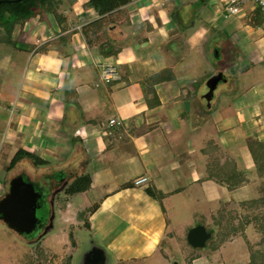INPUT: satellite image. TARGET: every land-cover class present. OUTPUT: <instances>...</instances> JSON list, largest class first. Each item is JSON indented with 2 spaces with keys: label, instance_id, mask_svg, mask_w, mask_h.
I'll use <instances>...</instances> for the list:
<instances>
[{
  "label": "crops",
  "instance_id": "1",
  "mask_svg": "<svg viewBox=\"0 0 264 264\" xmlns=\"http://www.w3.org/2000/svg\"><path fill=\"white\" fill-rule=\"evenodd\" d=\"M135 2L131 0L125 6L135 5L129 15L125 14L124 30L105 26L113 30L114 38L126 32L141 34L144 17L149 20L148 13L159 10L165 0ZM84 4L80 8L83 14L84 9H89ZM105 16L98 15L95 20ZM85 21L80 24L83 28L89 23ZM41 24L45 28L41 32L44 36L39 35L42 44H36L38 40L30 28L17 39L34 47L32 52L19 50L25 58L17 83L2 85L0 81V109L10 112L6 123L8 140L4 143L8 162L20 149L46 161L50 168H60L55 166L59 162L63 167L70 165L73 172L88 168L90 188L78 195L92 190L103 195L87 213L85 227L105 240L106 250L117 261L167 258L162 248L170 247L172 242L181 244L183 228L188 245V231L200 225L206 232L224 235L227 231L238 237L222 241L207 256L195 254L190 264H225L227 247H234L241 255L239 263L247 264L245 249L249 242L256 241L254 227L257 229L258 224L248 222L246 216L250 214L252 219L254 213H264V175L257 173L246 143L248 139L264 142V82L247 89L244 99L228 101L221 109L215 107L218 102L213 93L217 86L210 98L203 96L206 105L202 100L193 105L187 99L190 86L181 85L177 77L179 63L164 68L167 65L161 58L140 60L134 53L122 55L118 46H107L112 37L103 35L101 41L92 28L81 33L69 24H58L56 19ZM154 27L147 26L148 32L140 36L149 37L143 47L150 41L157 43L155 39L159 37L150 32ZM77 36L84 50L100 58L98 61L89 56L93 60L89 71L96 72L100 80L99 65L109 64L118 79L110 83L100 80L101 85H97L96 78L94 82L82 70L86 54L81 48H72ZM263 42L258 38L254 43L260 47ZM141 44L135 41V45ZM110 51L111 56L104 55ZM247 58L262 59L257 52ZM242 63L241 70L235 66L232 77L225 76L239 84V78L255 71V66ZM135 64L149 72L136 77L132 67ZM79 70L80 76L75 73ZM163 70L170 71L166 74L170 80L150 81ZM229 85V90L237 89L235 84ZM202 104L203 114L199 111ZM112 119L120 126H110ZM212 167L214 170H210ZM140 179L145 181L135 185ZM210 234L212 240L213 232Z\"/></svg>",
  "mask_w": 264,
  "mask_h": 264
},
{
  "label": "rangeland",
  "instance_id": "2",
  "mask_svg": "<svg viewBox=\"0 0 264 264\" xmlns=\"http://www.w3.org/2000/svg\"><path fill=\"white\" fill-rule=\"evenodd\" d=\"M57 1L59 4L54 10L55 15L41 10L42 13L38 11L39 13L32 17V20L27 21V25L24 24L18 28L19 24H16L14 26V30L16 31L14 32L13 30L10 35L12 42H7L9 38H6V31H8L14 19L9 13L3 15L0 23L2 24V28H0V81L2 85L6 82L13 85L17 83L18 71L22 68L20 65H23L21 63L24 62L25 58L24 53H19V50L34 51L33 45L27 46L21 44L17 39L21 38L24 32L30 28L31 31L35 29L34 32L32 31V34L36 35V39L38 40L36 44H42L39 35H43L41 32L45 28L41 23L43 21L46 23V20L54 21L56 15L63 19L62 24H69L74 30L81 31V33L83 31L88 33V31L94 29L97 30L96 35L100 37L103 35L106 38L112 37V39L107 40V46L110 48L118 46L122 55L134 53V55L140 57V60L151 59L159 61V58H161L160 60H164L163 62L167 65L164 68H169L179 63L176 74L181 85L190 86L191 95L187 99L191 100L190 102H193V105L199 103L200 100H202L201 103L206 105L205 98L207 96L205 98L203 96L207 95V91L211 90V85L209 86L208 82L218 73H222V79L218 82L217 88L213 93L214 100L218 102L215 106L217 109H221L228 101L244 99L247 89L260 82H264V42L260 47L254 43L258 38L264 40V23L259 10L255 8L251 1H248L241 7L242 13L246 15L245 17L232 16L224 18L221 9L217 7L218 0H165L161 6L159 5L161 7L159 10L148 13L150 15L149 20L144 17L142 20L144 31L141 34L126 32V35L118 34L120 37L118 36L117 38H114V35H112L113 30L109 27L105 28V26L108 24L111 26L115 25L120 30H124L123 27L126 26L127 20L125 14L129 15L135 5L129 6V8L128 6L125 7L126 5L122 6L119 10L96 21L95 19H97L98 15L94 10L84 9V14L80 10L82 4L86 3L87 0ZM132 1L138 2L139 0ZM15 4L6 3V6H3L2 9L12 10L16 8ZM84 20L89 23L83 28L80 24ZM146 25L151 27L156 26L150 32L155 33L159 38L155 39L157 41L156 44L150 41L149 46L143 47V45L148 43L149 39V37L148 39L140 37L145 36L146 32H148ZM77 26L78 28H75ZM87 28L92 29L87 31ZM100 31L101 33L104 32V34H101ZM162 32H164V36ZM91 37H94V35H90ZM100 37L99 39L102 41L103 37ZM4 38H6L5 41H3ZM135 41H142L141 46L135 45ZM81 43L82 41L80 42L78 37L76 45L72 48H81L86 54L85 57L83 56L86 63L84 62L82 70H86L89 77L94 78V82L96 78L97 85H101L100 80L102 79L99 80L96 72L89 71L93 67L88 68L89 65H92L91 62L93 61L89 56H95L94 59H98V61H100V58L97 55L88 53V50H84L85 47ZM218 52L219 56L217 55ZM254 52H257L262 59L247 58V56L252 55ZM6 56L10 58L8 61H6ZM11 57H13L12 60ZM241 61L245 62L249 67L255 66L256 69L255 71H249L248 76L239 78L240 82L238 84L234 82L233 78L229 77H232L231 72L235 71L236 65H238V69L236 70L242 69L243 63ZM132 67L136 72V77L139 78L146 71L147 73L149 72L148 69L141 68L138 64ZM99 69L100 73L98 75L101 78L100 65ZM117 70L121 71V68ZM75 73H78L77 75L80 76L81 71L79 70V72L76 71ZM226 74H229V77H226ZM84 77L85 75L83 74L80 78L84 79ZM232 83L237 86L238 90L228 89L227 86L229 84L231 86ZM192 92H195V94ZM203 104L202 108H199L201 113L205 109ZM9 114V110L0 109V199L7 192L10 179L18 174H25L33 180H41L48 174H54L55 181L66 177L67 183L60 190L59 194L55 195L54 192L50 194V199L52 198L53 200L51 224L48 226L49 228L47 227V230L45 229L35 239L25 240L0 222V264H190V259L195 254L207 256L209 251L222 241L238 237L235 233L228 235L227 231L224 232V235H217L212 231V240L209 239L204 248H192L184 241V231L186 228H183L179 236L182 241L181 244L174 245L172 242L169 243L170 247L162 248L163 254L167 258L160 256L163 259L159 258L160 261H156L158 260L157 258L137 262L117 261L106 250L105 240L101 239L95 232H89L84 226V221L88 217L87 213L98 203L103 192L92 190L88 194L76 195L74 197L65 194V189L74 178L80 175H89L88 172L90 170L87 168L88 165L85 172H73L70 171L72 170L70 165L63 167L59 165L60 162L55 165L60 168H50L46 165L35 167L30 160L25 159L19 162L13 169H7L9 166V156H7L8 153L5 150L4 143L8 140L6 129L8 127H6V123ZM12 126H10L11 129ZM51 184L54 185V182ZM111 188L115 189L116 187L113 186ZM106 191L104 190V192ZM85 207H87V210L83 209ZM79 213L83 214L81 220L77 217ZM257 216V213H254V218L252 219L250 218V214L246 216L248 222H252L254 225L258 224L257 229L256 226L254 227L257 233L256 241L249 242L245 249L247 264L250 262V254L253 251L264 253L263 234L259 230L260 225H264V220L259 218L260 214ZM178 225L179 223L175 224V227L178 228ZM209 227L212 228V225ZM208 232L210 233V231ZM224 252L226 253L225 264H240L241 255L238 251L234 250V247H227ZM93 254L100 255L99 259L95 260L92 257ZM158 254L162 255L161 252Z\"/></svg>",
  "mask_w": 264,
  "mask_h": 264
},
{
  "label": "trees",
  "instance_id": "3",
  "mask_svg": "<svg viewBox=\"0 0 264 264\" xmlns=\"http://www.w3.org/2000/svg\"><path fill=\"white\" fill-rule=\"evenodd\" d=\"M130 2L131 0H87L84 6L85 8L94 10L99 16H105L119 10L122 6H125ZM11 4H15L16 8L12 10L2 9L3 6H6V3L0 4V23L2 21L4 14L9 13L14 19L12 21V25L10 26L8 31H6L7 33L6 38L7 37L9 38L7 39V42L8 41L12 42L10 40V35L16 24L23 25L26 21L32 19V17H34L37 13L39 12L42 13L41 10L55 15L56 13L54 12V10L58 6L59 2L57 0H20L18 2H11ZM55 17L58 24L63 22V19L61 17L57 15ZM0 28H2V24H0ZM6 38H4L3 41H5ZM35 51H39V48H36ZM104 55L111 56L112 51ZM217 55L219 56V52L217 53ZM169 73H170L169 70H163L158 74L152 76L150 81L151 80L157 82L168 81L170 80V78H166L165 74H169ZM247 144L254 165L256 167L257 173L259 175H264V142H258L253 139H248ZM25 159L30 160L35 167L46 165V161L38 158L36 155L30 154L28 152L19 149L12 156L7 169H13L19 162ZM212 168L210 170H214V168L213 169ZM233 183L234 180L232 178V184ZM90 185H91L90 175H80L74 178V180L68 184L67 188L65 189V194L70 197L76 196L78 194L86 192L90 188ZM146 193L154 197V193L150 189H146ZM77 217L81 220L83 218V214L79 213ZM259 218H262L264 220V213L260 215ZM84 226L86 227L88 226L87 219L84 221ZM233 229L229 228L230 231H232ZM259 230L263 234L262 241H264V225H260ZM248 264H264V253L253 251L250 254V262Z\"/></svg>",
  "mask_w": 264,
  "mask_h": 264
},
{
  "label": "water",
  "instance_id": "4",
  "mask_svg": "<svg viewBox=\"0 0 264 264\" xmlns=\"http://www.w3.org/2000/svg\"><path fill=\"white\" fill-rule=\"evenodd\" d=\"M18 1L20 0H2L0 4ZM221 79V73L210 79L208 85H211V90H209L207 98H210L212 91ZM40 198V193L31 182L20 175L14 176L9 181L7 192L0 199V222L17 235H30L34 232L39 221L36 212L40 208ZM210 236L211 234L206 232L203 226L198 225L188 231L186 239L192 248H204ZM92 257L98 260L100 256L93 254Z\"/></svg>",
  "mask_w": 264,
  "mask_h": 264
},
{
  "label": "flooded vegetation",
  "instance_id": "5",
  "mask_svg": "<svg viewBox=\"0 0 264 264\" xmlns=\"http://www.w3.org/2000/svg\"><path fill=\"white\" fill-rule=\"evenodd\" d=\"M22 176L27 181L31 182L35 189L40 193L41 198L39 201V210L36 212L39 218L38 224L33 233L28 236L18 235L25 240L35 239L39 234L46 229H48L49 225L51 224V219L53 217L51 208H52V198L50 199V194L55 193L59 194L60 190L64 188L63 186L67 183V178H59L58 181H55L53 177L54 174H48L47 176L43 177L41 180H33L29 176L25 174H18L16 176ZM54 182V185L51 184ZM56 187V188H54ZM48 227V228H47Z\"/></svg>",
  "mask_w": 264,
  "mask_h": 264
},
{
  "label": "built area",
  "instance_id": "6",
  "mask_svg": "<svg viewBox=\"0 0 264 264\" xmlns=\"http://www.w3.org/2000/svg\"><path fill=\"white\" fill-rule=\"evenodd\" d=\"M248 1H251L255 8L259 10L261 14V19L264 23V0H218L217 7L221 9L224 18H229L232 16L245 17L246 15L242 13L241 7L245 5ZM101 68V78L105 83H110L118 79L117 72L112 65L103 64L100 65ZM110 126H120V122L116 120L109 121ZM145 179H140L135 182V185H139Z\"/></svg>",
  "mask_w": 264,
  "mask_h": 264
}]
</instances>
